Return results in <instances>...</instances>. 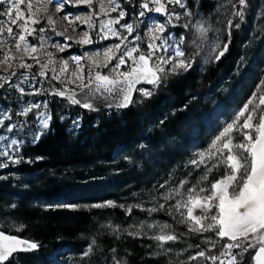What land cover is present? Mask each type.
<instances>
[{
	"label": "rangeland",
	"instance_id": "rangeland-1",
	"mask_svg": "<svg viewBox=\"0 0 264 264\" xmlns=\"http://www.w3.org/2000/svg\"><path fill=\"white\" fill-rule=\"evenodd\" d=\"M49 1L53 4H51L52 11H55L54 7L58 4H64L63 9H68L70 5V3H65L64 0ZM139 2L140 0H117V3L120 4L117 11L123 10L126 12V16L120 21V24L134 23L136 31L131 37L138 34L141 37L138 42L140 47L147 49L149 30L155 28L158 23H163L166 17L150 13L145 17L137 18V13L140 11ZM186 2L194 15L185 17L183 16L184 10L176 6V11L181 14V19L173 21L175 27L168 25L166 34L170 33L176 38L181 35L185 37L182 47L186 56L192 57L194 61L189 70L196 67L201 70L210 65H218L219 62L223 63L226 60L225 65L209 81L204 92H199L184 104L186 118L182 122L180 132L176 137L169 132L167 139L163 138L161 134L160 140L154 142L156 145L146 142L131 149L125 148L117 151L112 162L103 167L104 171L102 172H105L104 175L94 173L79 178L81 176L79 170H54L34 167L32 160L35 158L29 148L46 136L55 122L66 126L67 132L76 136L83 129L85 122L98 124L102 118H109L114 113L118 114L120 110L113 108L94 112L72 105L66 98L51 94L54 88L61 89L64 87L60 81L53 80L48 74L46 77H41L37 73L33 78L34 73L31 70L23 76L31 78L37 83L35 90L40 89V91L34 96L24 98L20 92H14L9 84L4 88H0V109L7 110V114L12 116V120L5 121V125L17 121H27L22 130L6 133L9 139L22 141L18 146V151L16 150L17 146H13V149L9 152L13 158L18 155L22 159L19 163H12L8 160V157H0V163H8V167L0 168V187H4L6 190L3 194V202L0 203V227L4 229L6 235L21 237L24 222L14 212L18 208L19 200L23 197L28 198L26 204L40 208L43 211L58 209L89 214L86 228L83 227L78 231L80 234L77 235L75 240L59 242V245L51 252L42 255L44 257H39L37 253L27 255L35 257L37 264H114L113 256L120 260L121 264H125L128 251L122 249L121 246L118 247V244H125L126 246L128 240L138 242L145 257L164 258L169 264H199L204 261L203 258L197 261H189L188 257L194 255L200 249H211V252L213 251L214 248H211V244L206 243V238L209 236H212L214 240H219V238L212 233L189 232V224L180 223L182 219L180 212L168 207L170 204H175L176 199H179V197L164 201L160 197V193L174 187L176 183L186 178L189 185L185 187L197 184L200 181L204 166L202 165L198 169L190 161L198 158V153L209 147L214 137L227 123L232 121L234 115L257 91V85L264 80V0H250L249 5L246 4L243 7L250 17V24L243 32L244 37H241L239 44L236 45L235 43L234 51L229 58H227L229 52L227 50L218 60L216 56L226 44L224 23L229 10H233L231 3H236V0H231V3L229 0H186ZM202 2L205 4L204 11ZM93 3L95 4L94 11L89 10L85 14L81 13L84 20L89 14L92 15L93 26L89 27L90 30L100 27V20H96V15L102 13L100 12L101 3L107 8L108 0H93ZM38 6L43 7V5ZM115 18H118V16L113 17V19ZM189 19L193 25L203 24V27L207 29L203 36L200 35L197 27L187 29L182 27ZM140 20L143 21L142 23H149V27H141ZM54 21L57 23L59 19H54ZM37 28L39 27L37 26ZM116 29L124 35L120 25ZM77 34L82 36L83 39L85 32L80 31ZM88 35L91 37L90 33ZM217 44L220 45L219 48L215 47ZM112 45L114 44H109L106 47ZM91 52L97 57L101 51L98 48H93ZM88 65L90 66L89 59ZM247 68L253 69L247 71ZM126 69L127 66L125 65L121 67L120 71ZM95 70L111 75L105 68ZM186 72L181 71L176 75H169L155 89L154 95L157 94L159 88L167 80ZM0 75L4 76L3 74ZM85 76H87V73H85ZM76 85L69 88H76ZM140 87L151 89L153 86L143 84L137 88ZM76 90L79 91L78 88ZM151 97H142L138 92H135L133 98L139 102L133 105L137 107ZM44 102H47L46 108L43 107ZM28 103H39L42 106L39 109L34 108L27 116L17 115ZM38 112L50 115L51 119L49 120V128L45 130L38 141L33 142V135L38 131L36 122ZM171 115V117H174L173 111H171ZM62 117L63 119H61ZM74 121L77 123L74 124ZM0 134H5L3 128H0ZM233 135L235 142L239 139V134L234 133ZM172 142L181 145V148L177 151L178 158L176 162L169 165L165 162V158L171 151L170 143ZM4 143L6 144L7 141H4ZM159 164H164V167H159ZM223 173L224 168L222 166L213 169V172L209 174L208 181H204L201 186H208L214 176H222ZM116 177L120 179L117 184L113 185L114 187L103 186L92 189L97 183L102 185L111 181L112 184V180ZM166 180L170 181V184L165 185V188H160L159 186ZM44 184L56 185L59 188V194L45 201L38 199L36 190ZM81 189L86 191H81ZM181 191H184V189H181ZM154 196L157 197L156 200L152 199ZM109 201L114 202L117 206L93 207V205H104ZM158 203H164L165 210L151 213L147 211ZM64 205H75L76 207H63ZM136 205L142 207H136ZM130 206L132 207L131 213L127 211ZM182 211L186 213V209ZM133 212L142 213L145 217L137 216ZM159 213H166L172 221H175L183 229L177 230L171 223L158 219L155 215ZM194 214L200 215L201 211L196 209ZM141 222L146 225L167 223L169 228L165 231L176 234L179 239L167 242L163 247H159V242L150 238L160 233L159 228H140ZM133 225H135L134 228L130 227ZM116 226H119V231H114ZM133 231L140 234H128ZM22 238L27 239V237ZM93 239L95 244L92 245V252L88 257L81 258L82 253L87 250L89 244H92ZM101 239L106 240L108 243H100ZM113 241L116 245L110 244ZM197 244L200 245V249L195 247ZM169 248L171 251H166ZM112 249H115V252L111 251ZM16 255L19 256V254ZM251 264H254V262L251 261Z\"/></svg>",
	"mask_w": 264,
	"mask_h": 264
},
{
	"label": "snow or ice",
	"instance_id": "snow-or-ice-1",
	"mask_svg": "<svg viewBox=\"0 0 264 264\" xmlns=\"http://www.w3.org/2000/svg\"><path fill=\"white\" fill-rule=\"evenodd\" d=\"M7 3V17L5 20H0V23L8 24L7 38L2 42L7 44L10 39L17 52L21 50L27 54L30 59L40 64L41 71L38 73L41 77H46L45 69H48L54 63L51 54H49V61L46 64H41L40 60L35 55L43 47V44L37 46L28 41L29 36L37 33H44V27H35L40 23L41 8L35 7L31 0H0V3ZM43 3V0H38ZM65 3L73 4L74 6L86 5L92 8L93 0H64ZM231 3V0H229ZM237 4L240 9H237ZM25 5V8H21ZM246 5V0H236V3H231L234 9L232 15L239 17L241 21L244 20L243 7ZM172 6V7H169ZM176 6L183 9V16L192 17L194 13L189 8L186 0H140L137 18L145 17L147 14L156 13L166 17L163 23H158L155 28L148 32L147 49H142L139 43L141 37L137 34L133 40L129 41L128 36H131L136 31L134 23L120 24V21L126 16V12L120 10L118 18H109L108 20L100 21V32L98 34L100 40H107L110 36L117 37L120 43H116L103 50V61H97L93 57H88L90 66L87 68V76H85V69L81 65L80 56H73L71 60L75 62L77 71L71 73L73 80L68 83H75L79 81L76 88H69L67 84L61 89H53L52 95L66 98L70 104L79 105L89 111H99L103 106L107 109H127L130 105L139 101L134 100L133 93L138 92L142 97H151L154 95L155 89L158 88L169 75H176L181 71H188L193 64V58L186 56L182 47L185 37L181 35L179 38L166 34L168 25H172L173 21H179L181 14L176 11ZM64 4H58L56 11H63ZM120 4L117 0H108V7L103 3L100 4V12L105 15L109 10L117 11ZM47 9H44L46 14ZM71 14H66L64 19H68ZM76 19H80L79 16ZM49 26L55 24L51 16H47ZM87 23L91 28L92 15L89 14L87 18L82 21ZM141 23L143 21H140ZM71 23V21H69ZM120 25V28L126 30L127 36L122 35L120 31L113 27V25ZM12 25L16 26V31L13 30ZM235 26L240 27L239 23L233 25L231 19L228 20V28ZM182 27H197L201 36L207 31L203 24L193 25L189 19ZM54 30V29H53ZM62 35V33H57ZM231 33L229 32V35ZM3 30H0V36H3ZM43 41L44 37H39ZM70 39V37H66ZM159 41V43H157ZM80 44L93 43L88 33L84 34V38L79 40ZM195 43V41H193ZM23 46V47H22ZM59 51L65 50L64 46L57 45ZM219 48L220 45H215ZM228 50V45L223 46V50L219 52L216 59H220ZM3 60L0 63L8 65L7 76H0V88H4L5 83L10 87L19 89L21 94H24L25 89L19 84H13L11 77L17 76L16 71H9L11 68L10 62H15L16 58L12 55V48H7L3 53ZM113 61L115 63L113 64ZM130 62V63H129ZM111 75L103 74L99 70L101 68H109ZM127 66L125 71H120L122 66ZM21 69H31L32 64L24 62L23 59L19 61ZM55 71V69H52ZM61 74H67L68 61H63V67L60 69ZM23 76V73H20ZM36 74H33L35 78ZM25 79H27L25 77ZM53 80H60L59 75H54ZM86 80V82H85ZM148 84L153 87L137 88V85ZM31 87V85H30ZM35 92L28 93L30 95ZM41 104H29L22 108L17 115L27 116L32 110L41 108ZM43 107H47V102H44ZM38 131L33 135V142L38 141L45 130L49 128L50 115L44 112L37 114ZM63 119V117L61 118ZM12 116L7 114V110L0 109V128H3L5 134H0V157H8L12 163H19L22 157L18 155L13 158L9 154L13 146H18L22 141L16 139H9L6 133H11L14 130L20 131L27 124V121L12 122L5 125V121H11ZM74 124L77 122L74 121ZM234 133L239 134V139L234 142ZM4 141H7L5 144ZM211 162V163H210ZM190 163L196 168L204 166L203 174L197 184L189 185L186 179L179 181L174 187L168 188L165 192L160 193V197L164 201L176 199L175 204L168 205L169 209L180 212L182 219L180 223L189 224V232L195 233H212L219 240H214L212 236L206 238V243L211 244V248L220 246L219 254H209L211 249H200V245L195 247L198 250L194 255L188 257L189 261H197L203 258L205 261H210L211 264H245V257L251 256L254 264H264V80L257 85V91L247 100L242 108L234 115L231 122L227 123L222 130L214 137L209 147L204 151L198 153V158L193 159ZM224 168V173L221 178L210 182L208 186H201L204 181H208L209 174L213 169L220 167ZM8 167L7 162L0 163V168ZM170 184L166 180L161 184L160 188H165V185ZM184 189V191H181ZM156 200L157 197H152ZM114 202H106L104 205H93V207H116ZM63 207L75 208V205H64ZM121 207H123L121 205ZM136 207H142L136 205ZM186 209V213L182 211ZM199 209L200 215H195L194 211ZM143 210V209H142ZM165 210L164 203L149 208L147 211L157 212ZM131 213L132 207L127 208ZM140 228H159L160 233L153 235L150 238L159 242V247L170 241H177L179 236L172 232H166L169 228L167 223L164 224H145L140 223ZM135 227V225L130 226ZM19 231V229H18ZM114 231H119V226L114 228ZM129 235H139V232H129ZM146 234V233H145ZM222 245L220 241L225 240ZM95 244L93 239L92 244L88 245L81 258L88 257L92 252V245ZM41 245L36 241L21 238L17 235H6L2 227H0V264L9 262L13 264L18 261L19 253H27L36 250ZM238 250L233 252V250ZM111 251L115 252V249ZM171 251V249H166ZM239 257V260H238ZM114 264H121V261L113 256Z\"/></svg>",
	"mask_w": 264,
	"mask_h": 264
},
{
	"label": "trees",
	"instance_id": "trees-1",
	"mask_svg": "<svg viewBox=\"0 0 264 264\" xmlns=\"http://www.w3.org/2000/svg\"><path fill=\"white\" fill-rule=\"evenodd\" d=\"M249 1L246 0L247 5H249ZM202 6L204 11L205 4L203 2ZM237 9H240L238 4ZM242 10L244 12L243 21L239 17L232 15L234 9L229 10L227 13L224 23L225 40L229 51L227 58L234 51L235 43L236 45L240 43L241 37H244L243 32L246 31L250 24V17L246 13L247 10ZM229 19L233 21V25L239 23L240 27L236 28L233 26L229 29ZM229 32L231 33L230 35ZM225 61L201 70L196 67L186 73L170 78L159 88L156 95L145 100L139 106L132 105L127 109L120 110L118 114L114 113L109 118H102L98 124L85 122L83 129L76 136L69 134L66 126L55 122L47 135L36 145L29 148L35 158L32 160L33 166L54 170H79L81 171L79 178L83 175L94 173L104 175L105 172H102L104 171L103 167L112 162L117 151L125 148L131 149L146 142L152 144L156 141L158 142L162 136L167 139L169 132L176 137L180 132L182 122L186 118L183 108L184 104L189 99H192L194 95L207 89L209 81L223 68ZM251 69L247 68V71ZM171 111H173L174 117H171ZM149 128L151 129L150 131L148 130ZM153 145L156 144L154 143ZM170 145L171 151L165 158V162L169 163V165L176 162L178 158L177 151L181 148V145L173 142ZM159 167H164V164H159ZM219 178L221 176H214L210 181L214 182ZM119 179L117 177L114 178L112 184L111 181L102 185L97 183L92 189L103 186L114 187L113 185L117 184ZM83 189L81 191H86ZM5 191L4 187H0V203L3 202ZM36 192L38 199L45 201L59 194V188L54 184H44ZM27 199V197L21 198L18 202V208L14 212L24 222V230L20 236L21 238L27 237L28 240L36 241L41 246L31 252L19 253L18 261H14L13 264H37L35 257L27 255L37 253L39 257H44L42 255L51 252L59 245V242L75 240L77 235L80 234L78 231L83 227L86 228L88 223L89 214L87 213H73L58 209L43 211L40 208L26 204ZM133 213L137 216L145 217L142 213ZM155 216L171 223L177 230L183 229L175 221H172L166 213H159ZM226 240L227 238L220 241L219 244L222 245ZM100 241L103 244L108 243L106 240L101 239ZM110 244L116 245L114 241ZM119 246L128 251L125 264H169L164 258L145 257L143 250L136 241L128 240L126 246L125 244H118ZM220 250L218 245L209 254L218 255ZM236 251L238 250H233V252ZM251 261L250 255L245 257V264H251ZM4 264H9V262H4ZM199 264H211V262L204 260Z\"/></svg>",
	"mask_w": 264,
	"mask_h": 264
},
{
	"label": "bare ground",
	"instance_id": "bare-ground-1",
	"mask_svg": "<svg viewBox=\"0 0 264 264\" xmlns=\"http://www.w3.org/2000/svg\"><path fill=\"white\" fill-rule=\"evenodd\" d=\"M35 7H39L38 5H43L41 8V19L40 23L36 25L35 27H44L45 32L42 34L37 33L36 35L29 36L28 41L31 44H35L37 46L43 44V47L40 49L38 53L35 55L37 58L40 60L41 64H46L49 61V54H51V57L54 61L53 64L49 66L48 69H45L46 73L48 76L53 77L54 75H59L60 76V81L61 84L65 86L67 84L68 87L74 86L79 81H76L75 83H68V81L73 80L74 78L72 77L71 73L73 71H77V66L74 61L71 60V57L73 56H80L82 57L81 59V65L85 69V73H87V68L89 67L88 65V57H93L94 59L97 58V61H103V50L106 49L107 45L109 44H116L120 43V40L117 37H109L107 40H100L99 39V32H100V27L96 28L94 30H90L89 26L87 23H83L84 19H82V15L85 14L86 12H89V10H95V4L93 3L92 8H88L86 5H81V6H74L73 4H70L68 6V9H63L61 12L56 11V6L54 7L55 11H52L51 4L49 0H43V3H39L38 0H32L31 1ZM55 4V3H54ZM53 5V4H52ZM7 7L8 4L5 3H0V20H5L7 17ZM108 7V3H107ZM21 8H25V5H21ZM47 9L46 14L44 13V9ZM97 9V8H96ZM119 11L112 12L109 10L108 14L105 15L104 13H101L100 15H96V20H108L109 18L117 17ZM71 14L68 19H64V16L66 14ZM83 13V14H81ZM47 16H51L52 19H59L57 23H55L52 26H49L48 21H47ZM79 16L80 19H76V17ZM71 21V23H69ZM142 21V20H140ZM119 24L113 25L114 28H117ZM148 24L142 23L140 26L141 27H149ZM7 27L8 24L5 23H0V30H3L4 35L0 36V61L3 60V55L2 53L9 47L12 48V55L16 58L15 62H10L11 63V68L9 71H16L17 76L11 77V82L13 84H19L21 87L25 89L24 94H21L24 98H30L34 96V94L30 95L28 93L35 92V88L37 86V83L33 81L31 78L26 77L25 79L24 76H21L20 73H27L29 70H31L32 73L37 74L41 71V66L40 64H37L34 60L30 59L29 56L21 50L20 52H17L15 50V47L12 43V41L9 39L7 44L3 43L2 41L7 38ZM13 30L16 31V26L12 25ZM54 29V30H53ZM80 31H84L85 33H90L91 34V39L93 41L92 44H80L78 43L79 40L82 39V36H78L77 34ZM57 33H62V35H58ZM122 33L127 36L128 33L126 30L122 29ZM40 36H43L45 39L43 41L40 40ZM66 37H70V39H66ZM144 38V37H142ZM128 40L131 41L133 40V37L128 36ZM139 41H136L138 43ZM159 43V41H157ZM57 45L64 46L65 50L63 52L59 51ZM23 47V46H22ZM93 48H98L100 49V53L96 57L94 53L91 52ZM23 59L24 62L30 63L33 65L31 69H21L19 67V61ZM67 60L68 61V72L67 74H61L60 69L63 67V61ZM115 61H113V64ZM112 67V65H109V68H105L108 72L109 69ZM5 69H8V65L0 63V74H3L4 76L8 75V71H5ZM52 69H55L53 71ZM110 73V72H109ZM1 76V75H0ZM0 83H4L3 81H0ZM31 85V87H30ZM5 86H8L7 83H5ZM14 92H19L18 88L11 87ZM28 104L25 105L28 106Z\"/></svg>",
	"mask_w": 264,
	"mask_h": 264
},
{
	"label": "water",
	"instance_id": "water-1",
	"mask_svg": "<svg viewBox=\"0 0 264 264\" xmlns=\"http://www.w3.org/2000/svg\"><path fill=\"white\" fill-rule=\"evenodd\" d=\"M141 85H143V84L137 85V87H138V86H141ZM134 93H135V92H134ZM134 93H133V97H134ZM75 106L81 107V106H79V105H75ZM81 108H82V107H81ZM104 110H107V108L101 106L99 111H94V112H100V111H104ZM119 110H124V109H119Z\"/></svg>",
	"mask_w": 264,
	"mask_h": 264
}]
</instances>
